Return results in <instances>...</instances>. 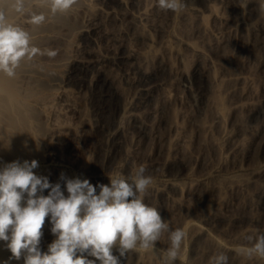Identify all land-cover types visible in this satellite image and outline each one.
<instances>
[{
    "label": "bare ground",
    "instance_id": "6f19581e",
    "mask_svg": "<svg viewBox=\"0 0 264 264\" xmlns=\"http://www.w3.org/2000/svg\"><path fill=\"white\" fill-rule=\"evenodd\" d=\"M112 1L113 0H77V3L70 10L63 13L58 12L56 14H52L49 7L42 3V0H25L26 12L24 14H19L11 7L14 0H0V9L4 10L7 21L9 23L17 24L28 31L31 38V44L39 48L41 52L44 53L43 55H37L31 61L26 59L22 60L19 67L15 70V75L12 77H8L7 75L0 73V166L16 159L22 161L30 159L25 155L28 153L27 155L31 156L29 155L30 152L27 151H32L33 147L36 145L34 142L36 138L34 137L33 130V127L37 128L36 125H33L35 118L37 119V117H35L36 113L41 115L40 118L45 119L47 122L46 132L44 133V130L41 132H43L42 134L45 136L47 142L45 154H48V157L57 155L54 153L56 150L54 149V146L56 147V145H62V147L66 146L69 151H72L75 147H82V149L85 146L87 147L92 140L91 131L93 128H91L89 120H87L80 104L81 96L83 95L81 93L83 86L84 84H88L92 86L91 88H93V86L106 83L104 77L105 74L103 76V73L112 67L114 68L115 63L118 64L119 61H128L133 63L134 60L138 58L139 51L141 50L139 48L142 47L141 45L139 47L137 45V41L141 40L140 38H142V40L145 39L146 41L148 40L152 42L154 46L157 45L156 48L158 49L160 47L162 52L170 50L169 48H171L173 43L172 41H178L183 45L185 50H187V54H189V52H191L193 56H203V54H206L205 48L203 49V47L199 46V43L198 45L193 44L190 41L191 35L187 36L189 34L188 31L191 30H187V28L190 27L187 19L190 20L191 15L196 18L194 16L196 13V16H200L198 14L200 12V8L185 6L182 11L176 12V19H178V23L176 26L177 29H174L173 25L175 18H173L174 16H170L169 12H171V10H160L157 6V0H118L115 3H112ZM207 1H214L213 3H218L217 5L224 3V0ZM117 2L119 3V6L115 5ZM245 2L249 9L252 8L254 4L258 3L257 0H246ZM213 3L209 4L212 5ZM211 5L209 7H211ZM226 5L228 4L226 3ZM240 6L241 4L238 7ZM210 9L211 10L209 11L213 17L212 19L224 22L222 26L218 25L217 28L212 27L215 29V32L212 33L211 31L214 41L211 42V44L209 43L210 47L209 45H207L208 48L206 47L208 50H213L211 54H213L215 50H221L220 52H222L228 46L230 47L232 42L230 40V35L233 33L232 31L234 28L236 30L237 39H239L238 42H240V38L242 39L243 37L245 41V33L249 31L247 30L244 32L246 29L244 28L245 25H242L244 23L242 22L244 19L243 15H240L238 18L231 21L232 19H225L228 15L225 17L220 15V8L217 12L212 10L214 7ZM29 11H34L38 14L43 13L46 17L45 21L40 25L31 24L29 22ZM189 12L194 13V15L190 13V18ZM194 25L195 24L193 23L192 26ZM193 31L191 33H196ZM197 32V34L202 37V35L199 34V29ZM152 33H154V36H152ZM234 34L235 32L233 35ZM72 35H75L76 37L78 36L77 41L79 40V42L73 44H76L75 48H73L74 46L72 45L71 48L69 47ZM209 35L210 33L208 31V36ZM251 35L250 37L252 38L254 34L253 36ZM258 36H254L255 41L259 39ZM148 41L146 44H148ZM259 43L260 42L257 41L254 42V47L256 46L261 48ZM234 45H237V41ZM250 45L253 44L250 43ZM241 46H243V44H241ZM254 47L252 46V48ZM172 49L174 50L173 47ZM49 51L55 52V55L49 56L47 54ZM256 51L254 52L256 53ZM216 52L218 53V51ZM179 53L180 55L182 54L181 52ZM257 54L258 53H256V55ZM158 57L157 59L160 67L162 66V61L164 60H159L160 57ZM149 58L151 59V57ZM216 58L213 59L215 60ZM255 61L257 62L256 66L258 68L257 73H259V70L260 72L262 71L259 73V78H262L260 75L264 73V61H262V58L259 57V55L255 58L254 62ZM250 63H252V61ZM136 64L138 65V63ZM155 65L156 67L158 66L157 64ZM248 68L247 72L250 74L252 70L250 71L251 68ZM257 68H255V70H257ZM131 69H134V67ZM219 69H221V67ZM76 70H81L80 72L83 71L84 75L81 73L83 77L81 76L82 78L80 77L75 80L76 82H73L72 80L75 78ZM245 70L246 68L244 71ZM52 71L54 74L57 73V76L53 79L52 77L54 76L51 75ZM237 71H240V69ZM220 73L223 75V72ZM220 73L218 75H220ZM240 73H237V75L232 73L234 76L231 75V77H228L229 75L227 74V78L224 79L219 77L222 80L221 86L223 93L226 94L228 98L227 103H229V106L226 104L228 106V112H223L221 109L220 111H217L218 113L214 117L211 116L213 121H210V125L212 126L215 122L220 123L221 117L223 119L228 115L226 118L228 119V124L226 125L234 126L235 130H223L222 128L221 134H219L220 138L216 142L217 144L219 143L220 147L222 146V148L219 146L217 147L222 150H220L222 153L219 151L220 156L216 159V161H212L211 164L204 162L205 158L203 159L200 154H197L196 156L194 155L196 153H194L191 154L194 158L192 160V162L194 161L193 165H195V167H199L196 171H193V166L192 168L188 167V169L184 168L186 170L180 176H170L168 174H164L166 173L165 171L164 173L158 172H163V170H158V168L163 162H165L164 160L174 159L172 156L173 153L174 156H176V153L179 157H181L180 154H182L183 149L187 147L186 142L188 141V145L195 140L198 142L200 137L196 136L197 138L191 141L194 138L190 137L192 136L191 133L194 130L192 128L194 127V122L193 119L189 117L188 113H186V109H184L185 100L180 94V89L173 86V98L178 102V104H180L178 113L180 114V118H182L181 120L180 118L178 119L181 121V124L179 123L181 126H179L177 122L175 126L177 125V128L181 127L184 129V135H178L176 133L177 135L175 134V136L172 137L171 132L173 131H169L170 135L168 133V137L171 136V138L166 140L169 142L170 139H173L170 141L172 143L170 150H167L169 151L168 154L171 153V150L174 152H172V155H166L168 157L171 155L172 158H167L166 156L165 158L167 159H162L163 162H159L161 164L157 165L158 161H156V159L158 160V158L156 157L161 152L160 146L162 142L161 136L158 135L155 128L160 127L161 125V113L164 106H162L159 101H163L165 97L164 95L160 96L161 93L157 91L161 83L155 82V84L152 83V85H149L147 83H141V81L139 85L135 82L132 83L134 85L132 93L128 94L124 103L117 107L116 118L114 119L111 127L107 129L108 131H106L104 136L106 144L111 148L113 147V151L120 149L122 152V149L125 150L126 154H124L123 160L121 161L120 157L122 156L118 155L120 160L114 166L108 165L103 168L100 167L99 169H94L92 167L89 168L86 166L87 164H85L87 161H85V158L87 159L89 157V154H87L85 150L84 151L87 154V157L83 152L82 157L78 155L75 157L74 155V157L72 158L71 156V159L69 160L75 166V169H78L81 179L87 178L92 180V182H102L106 185H110L108 175L113 177L121 175L128 177L134 174V170L138 166H144V164L145 166H147L146 164L150 165L145 175L152 176L153 183L149 186L147 195L144 196L145 204H148L154 196L156 199H159L158 201L163 203H168V201H170L172 204L170 207L173 211L175 208L179 207V209L185 211L184 216L180 214L183 217L179 215V218H181L180 220L177 218L179 222L172 226L173 230L180 228L186 233V237L182 243L181 256L180 259L176 261V264H209V258L215 253L221 251L228 254L229 264H264V259L258 257L249 259L245 255L241 254L240 251L242 248L248 246V241L246 239L248 235H255L257 232L264 233V121L261 123L259 122V124H256L255 126H251L248 131L245 129L244 133L247 132L246 136L248 135L245 138L242 137V128H237L235 126L237 125V122H235L237 111H240L243 108L240 98L248 97L249 95L252 96V93H254L252 90L255 88L253 85H256L253 84L255 81L252 80L254 73L253 75L250 74V77H252L251 79L247 76L246 71L245 74ZM262 75L264 77V74ZM219 78L217 80H219ZM262 80L260 81L262 82ZM73 83L76 85L77 90L75 91L73 88V93L66 92V87L64 88V86L69 84H72L73 86ZM107 84L109 86V82ZM259 84L261 85V83ZM243 85L245 86V89ZM163 92L164 91L162 89V93ZM57 96L61 99V103L58 107L53 108V103H50L52 105H48L49 102H52V100L56 99ZM239 101L242 106L239 104ZM247 106L249 105H246V107ZM189 118L192 120L191 122L188 121ZM226 125L224 124V126ZM190 126L193 129L192 131ZM219 126H221V124ZM188 127L191 131L190 134L188 133ZM174 128L176 129V127ZM130 129H132L133 133H135L134 135H132L133 133L131 134V132V135H129L128 132ZM207 129L212 130L209 128ZM195 134L196 133L194 132V136ZM150 136L154 137V143L151 142L153 145H151L153 151L151 148V152L148 149L144 151L143 147L145 146L146 148V143L149 141L147 139L152 138ZM155 138L158 139L155 140ZM38 141L37 143L39 144ZM213 141L215 142V140ZM170 142L168 143V147ZM34 149L36 150L35 147ZM142 150L144 152L149 151L147 154L144 153L145 158L142 157ZM25 152L27 153L25 154ZM197 152L199 153V151ZM78 154L80 155L79 152ZM163 156L161 155L159 161H162L161 158ZM191 156L190 158H192ZM141 157L145 159L144 161H148L145 163L142 161L143 159ZM32 158L34 159V157ZM35 160L39 161V158ZM149 161L150 164L148 163ZM203 163H205V165L208 163L209 165L206 168L201 169V166L204 165ZM126 166L130 167V169H126ZM156 166L158 168H155ZM61 174V167H57L51 170L45 169L42 174L39 175L47 176L50 182H60L62 185L64 182L60 180ZM96 182H94L95 184L93 185H96ZM174 187L179 188L181 191L180 195H182L180 197L183 198H174L175 196L171 194V190ZM170 202L168 205H170ZM158 203H155V205L159 207L158 210L160 215L162 219L165 220L168 218L166 216H168L169 213H167L168 211L166 212L163 208L164 205ZM153 204L154 203L152 202V205ZM191 204L194 206L193 211L191 210ZM240 206H244L245 210L246 208L247 210H251L252 215L249 218H243L236 211V209L238 210ZM196 208L199 210V214H196ZM169 212L172 213L170 210ZM182 213L184 214V212ZM175 217H177V214ZM177 219L175 218V220ZM172 221L173 220H171V224H173ZM163 244L161 246H163ZM157 245L158 242L156 243V248H158ZM164 245L165 246L158 249H165L169 247L170 242L167 241ZM135 251L140 255L139 257H141L140 263L146 264L147 259L145 258V255H148L147 253L150 252L139 248ZM115 253L116 250L114 248L113 254L115 255ZM10 256L11 253L5 248L4 242H0V264L7 261ZM157 259L160 262L159 264H161V260L158 257ZM14 262H10V264H14Z\"/></svg>",
    "mask_w": 264,
    "mask_h": 264
},
{
    "label": "rangeland",
    "instance_id": "374dc122",
    "mask_svg": "<svg viewBox=\"0 0 264 264\" xmlns=\"http://www.w3.org/2000/svg\"><path fill=\"white\" fill-rule=\"evenodd\" d=\"M116 1H118V0H113L112 3L113 2L115 3ZM226 1L224 0L225 4L222 3L221 4L222 6L219 4L221 6L220 7L219 5H217L218 3L217 4L213 3L214 1H210L209 2L207 0H183L184 4H186L185 6H194V7L200 8L199 11L201 12V14H200V12L198 13L200 16H198V15L196 16L197 13L194 15L193 12H189V18H190V15L193 14L197 19L192 17V15H191L190 20L187 19V21L190 24V25L187 24V25L190 26V27L187 28V30L191 29L190 31H188L189 34L187 33L188 34L187 36L191 35L190 41L193 44L198 45V43H199V46L203 47V49L205 48V53L206 54H203L204 57L203 56H197V55L193 56V54L191 52H189V54H187V50H185L183 45L180 42H178V41H172L173 42L172 43L173 46L171 45V48H169L170 50L168 49L169 51H163L162 52L160 47L158 49L156 48L157 45L154 46L152 42L147 40L148 44H149L148 45V44H146L147 41L145 39H143L144 40L143 41L142 38H140L141 40H138L137 41L138 43L137 42L136 43H137L138 47L140 45L142 47L139 48V49H141L140 50L141 52L139 51L138 58L135 59L137 61L134 60V62H133L135 65L133 63H131V62H128V61H126L127 63L119 61L118 64L115 63L114 68L112 67L111 69H108V71H105L103 73V76L105 74L104 77H105V80H106V83H103L104 85L103 84H99V85H97L98 87L97 86H93V88H91L92 86H90L88 84H84L83 89L81 91V93L83 95L81 96L80 104L82 106L83 112L85 113V115L87 117V120H89V124L91 125V128H93L92 131H91L92 140L87 145V147L85 146V147H83V149H82V147H75L74 148L75 150L72 149V151L71 150L69 151L66 146L62 147V145L61 146L60 145H56V147L54 146V149H56V150L54 151V149H53V151L57 155L48 157V154H45V152H46V143L47 142H46L45 136L42 134L43 132L44 133L46 132L47 122H46L45 119H43V118L41 119L40 118L41 115L36 113L35 117H37V119L35 118V120L33 122V125L37 126V128L33 127L34 137L36 138L34 140V142L36 144L34 147L36 148V150L33 147L32 151H27V152H30L29 155L34 157V159H38L39 158V161L37 160L38 163H39V167L34 170L35 173L37 175H39V174H42L43 170H45V169H50L51 170V169H54V168H57V167H61V172L64 175H66L68 178H76V177L80 178L78 169L77 168L75 169V166L69 160L71 159V156L73 158L74 155H75V157H77V155L82 157L83 156V152H84V155L86 157H87V154H89V157L87 159L85 158V161L86 160L88 161V162L86 161L85 164H87L86 166H88L89 168L92 167L94 169H99L100 167L103 168V167L108 166V165L114 166L120 160L118 155L122 156V157H120L121 161H122L123 157H124V154H126L125 150L122 149V152L124 151L123 153L121 152L120 149L113 151L114 148L113 147L111 148V147H109L106 144V139L104 138V136H105L106 131H108L107 129H109L111 127V125L114 122V119L116 118V114H117L116 111L118 109L117 107L121 106L124 103V101L127 99L128 94L132 93L133 86H134L132 83H134V82L138 83L137 85L140 84V81H141V83H147L149 85H152V83L155 84V82L156 83H161V85L158 87L157 91L159 93H161L160 96L164 95V97H165L163 99L164 102L162 100L159 101V103L162 106H164V108H162L163 111L161 113V115H162L161 125H160V127L155 128L156 131L158 132V135L161 136V142H162L161 146H160L161 152L158 154L159 157L158 156L156 157V158H158V160L156 159V161H158L157 165H159V164H161L163 162L164 158L167 156L166 154H168V152H169L168 150H170V147H171V144H172L170 141H172L173 138L169 140L170 144H169V147H168V143L169 142L166 139L171 138V136L168 137V133L170 135V132L173 131L174 135H173V132H171L172 133L171 134L172 137L175 136L176 133L178 135L179 134L180 135H184V132H183L184 129H182L181 127L177 128V125L175 126L176 122H177V124L179 126H181L180 125L181 121L178 120L180 118V116H179L180 114L178 113L179 112L178 108H180V106H179L180 104H178V102L175 101L174 98H173V90H172L173 86H176V87H178L180 89V91H181L180 94L182 95L183 99L185 100V108L184 109H186V113H188L189 117H191V119H193V122H194L193 126L195 128L192 127L194 130L190 126L191 131L193 130L192 133L189 130V127H188V131H189L188 133L189 134L191 133V135H192L190 137H192V138L194 137L191 141L196 139L197 138L196 136L200 137V139H198L199 140L198 142L195 140L197 143L195 141H193L192 142L193 144L189 143V145H188V143H187L188 141L186 142L187 145L186 144L185 145L187 147H185L183 149V151H182L183 155L180 154L181 157L182 156L184 157V158L182 157V159L176 153H175L176 156H174V153L172 155V152H174V151L171 150L170 151L171 153H169V154H171L174 159L169 160L167 158H172V157H171V155H170V157L167 156V158H165L167 160H164L165 162L167 161L166 163L163 162L159 166V168L156 166L155 168H158V170H161V171L163 170V172L158 171L159 173H164V171H165L166 173H164V174H168L170 176H180L181 174H183L185 172L186 169H184V168L188 169V167L192 168L193 166H194L192 168L193 171H196V169H199V167H197V166L195 167V165H193L194 161L192 162V160L194 158L191 156V154H194V153H196V154H194L196 156H197V154H200L203 159L205 158L204 162H208L210 164H211L212 161H216V159H218V157L220 156V152L222 151L220 149V148H222V146L220 147L219 143L217 144L216 142L220 138L219 134H221L222 128H223V130H235V127L231 126V125H229V126L226 125V124H228L227 123L228 119H226L228 115L225 118H223V119L221 117V122L220 123H216L215 122L212 126L210 125V123H211L210 121H213L212 117H214L218 113L217 111H220V109L223 112L224 111L228 112V110H227L228 106H229V103H227L228 98H227L226 94L223 93V89H222V86H221V82H222L221 79L222 78L223 79L227 78L226 76H228V75H229L228 77H231V75L234 76V74L237 75V73L239 74L241 71H243V72H241L242 74H245V71H246L247 76H249V77L251 75H253V73H254V75H253L254 77H253L252 80L255 81V82L253 81L254 82L253 84H256V85H253L255 87V88H253L254 90H252L254 92V93H252L253 97L251 95H249L250 97L248 96V97L240 98V101H242V104H243V108H242V110H240L241 112L237 111V114H236L237 117L235 116L237 118V119L235 118V122H237L236 123L237 125H235V126L237 128H242V130H243L242 137L243 138L247 137L248 136V135L246 136L247 132L244 133L245 129H246V131H248L251 126H255L256 124H259V122L261 123L262 121H264V85H263L264 84V80H262V79H264V77L262 75L264 73H262L260 75V77H262V78H259V73H261L262 71L260 72V70H259V73H257L258 72V68L256 66L257 62L256 61L254 62L255 58L258 55H259V57L262 58V61H264V58H263L264 57V22H262V21H264V17H263L264 16V14H263L264 12L260 11V7H259L260 1L259 0H257L258 3L254 4V6L252 8H250V9L246 6L247 5L246 2H245L246 0L245 1L244 0H226ZM209 3H213V4L211 5ZM226 3L228 5H226ZM238 4L239 5L241 4L242 7L241 6L238 7L239 6ZM115 5L119 6V3L117 2V4H115ZM210 5H211V7H209ZM213 7H214V9H212V10H214L216 12L220 8V10H221L220 12L221 13L223 12L222 14L219 12L220 15L224 16V17L228 15V17L227 18L225 17V19H232L231 21L235 20L240 15H243L244 19H243L242 22H244V23L242 25H245L244 28L246 29V30H244V32L248 30L250 33L249 32H247L249 34L245 33V41H244V37H243L242 38L243 40L240 38V42H238L239 39H237L236 30L234 28V30L232 32L233 33L235 32V34L233 35V33H232L231 34L232 36L230 35V40L232 41L231 44H230V47L228 46L222 52H220L221 50H215L214 53L211 54L213 50H210V49L208 50L207 49L208 48L207 45H209V47H210L211 42L214 41L213 40V36L211 34L213 32H215V29L212 28V27H216L217 28L218 25L222 26L223 23H224L221 20L215 21L214 19H212L213 17L210 14L211 12L209 10H211L210 8H213ZM223 8H225V9H223ZM241 8H242V10H241ZM243 9H244V11H243ZM237 10H238V12H237ZM241 11H243V12H241ZM169 14H170L171 17L174 16L173 18H175V21H174L173 28L177 29V27H176L177 23H178V21H177L178 19H176L177 18L176 17L177 13L176 12L173 13L171 11V12H169ZM193 23L195 24L194 26H192ZM195 29L197 31L199 29V34L202 35V37L197 34L198 32ZM193 30L196 33H191ZM208 31L210 33L209 36H208ZM211 31H212V33H211ZM255 33H257V34H255ZM153 34L154 33H152V36H154ZM253 34H254V36H256V35L258 36L259 35L258 36L259 39L256 40V41L260 42L259 44L261 45L260 46L261 48H258L256 46L254 47V42H256V41H255V37L253 36ZM250 35L253 36V37L251 38ZM194 36L195 37L197 36V37L195 38ZM192 37H193V39H192ZM204 37H205V39H204ZM77 38H78V36L76 37L75 35H72V38H70L71 40H70V44H69L70 48H71V45L74 46L73 48H75L76 44L75 45H73V44L76 43V42H79V40L77 41ZM196 39H198V40H196ZM247 39H250L251 41L252 40L253 41L251 42L250 40H247ZM234 41H235V43H234ZM236 41H237V45H236L237 47L234 45V44H236ZM248 41H250V42H248ZM203 42H205V43H203ZM241 42H243V43H241ZM239 43H240V45H239ZM250 43H252L253 45H250ZM241 44H243V46H241ZM255 44H257V43H255ZM252 46L254 48H252ZM172 47L174 48V50L172 49ZM256 50H258V51H256ZM206 51H208L210 53H208ZM216 51H218V53ZM254 51H256V53H258V54L256 55V53ZM171 52H173V53H171ZM179 52H181L182 54L180 55ZM254 53H255V55H254ZM157 55L158 56L160 55L159 56L160 58ZM177 55H178V58H177ZM148 56L151 57V59ZM156 56L159 58V60H161V59L164 60V61H162L163 64L160 67H159V62H158V59H157ZM246 56H248V57H246ZM212 57L216 58V59L214 60ZM155 59L157 60V62H156ZM165 61H166V63H165ZM251 61H252V63H250ZM135 62L138 63V65ZM253 62H254V64H253ZM155 64H157L158 66L156 67ZM124 65H126V66H124ZM251 65L253 66V68H252ZM132 66L134 67V69H131V68H133ZM219 66L221 67V69H219L220 68ZM243 67L246 68L245 71H244L245 68H243ZM247 68L248 69L251 68L250 71L251 70L253 71V72L251 71L252 73L250 72L251 75L248 74L249 72H247L248 71ZM255 68H257V70H255ZM155 69H157V70H155ZM238 69H240V71H237ZM218 70H219V72H218ZM80 71L81 70H76L75 78H74V80H72L73 82L76 79H79L82 75H84L83 71L82 72H80ZM235 71H237V72H235ZM220 72H223V75ZM229 72H230V74H229ZM77 73L80 76H78ZM81 73H83V74L81 75ZM219 73H220V75H218ZM232 73H234V74H232ZM56 74L57 73L54 74V72L52 71L51 75L54 76V77H52V76H50V77H52V79H53V78H55L57 76ZM218 78H219V80H217ZM251 78L252 77H250V79ZM260 80H262V82ZM171 81H172V83H171ZM108 82H109V86L107 84ZM257 82H258V84H257ZM259 83H261V85ZM258 85H259V87H258ZM89 86H90L91 89L89 88ZM131 86H132V89H131ZM65 87H66V92L73 93V90H75V91L77 90L76 85L74 83H73V86H72V84H69L67 86H64V88ZM69 88H71V89H69ZM259 88H260V90H259ZM162 89L164 91L163 93H162ZM244 89H245V86H244ZM75 91H74V94H75ZM60 100L61 99H59V97L57 96V98L53 99L52 102H49L48 105H52L50 103H53L52 107L56 108L61 103ZM240 101H239V104H240ZM249 101H250V103H249ZM226 104H228V106ZM242 104H240V105L242 106ZM245 104L249 105V106L246 107ZM230 107H231V105H230ZM250 107H251L252 111H251ZM247 108H249L250 110L247 109ZM248 113H250V114H248ZM212 114H214V115H212ZM233 115H234V113H233ZM181 119L182 118H180V120ZM191 119L189 118L188 121L191 122L192 121ZM225 119H226V121H225ZM189 123H188V125H189ZM220 124H221V126H219ZM224 124L226 126H224ZM173 126L176 127V129ZM210 126L213 127V128H211ZM207 128L212 129V130H208ZM229 128H231V129H229ZM178 129H179V131H178ZM41 131H43V132H41ZM36 132H37V134H36ZM130 132H131V134L133 133L132 129L129 130V132H128L129 135H131ZM194 132L196 133L195 136H194ZM134 134L135 133H133L132 135H134ZM164 134L167 136V138H166V136ZM189 134H188V136H189ZM150 137H152V136H150ZM157 139L158 138H155V140H157ZM147 140H149V141L146 144L148 145V143H149V145L148 146L146 145V148H145V146L143 147L144 151H146L147 149L150 150V148L153 151V148L151 147V145H152V143H154L153 142L154 141V137L149 138ZM163 140H165L167 142V144ZM213 140H215V142ZM37 141L39 142V144L37 143ZM155 143H156V141H155ZM218 146L220 148H217ZM108 147L110 148V150H109ZM80 148L82 149V151H81ZM76 149L80 150V151H77ZM111 149H112L113 152L111 151ZM192 149L196 150V151H193ZM84 150L86 151L87 154L85 153ZM144 151L142 150V152H143L142 155L143 156L142 155L141 156L145 158L144 153L147 154L149 151L148 152H144ZM197 151H199V153ZM27 152H25V154ZM78 152L80 153V155L78 154ZM150 152H151V150H150ZM109 153H110V155H109ZM27 154L25 156L30 158L29 161L33 160V158L31 156H28ZM161 155L162 156L164 155L161 158V160L162 159L163 160L159 161L160 160L159 158L161 157ZM114 156H116V157H114ZM190 156L192 158H190ZM144 158H142L143 159L142 161L145 160ZM16 160H19V159H16ZM67 160H68V162H67ZM20 161H22V160H20ZM147 161L148 160H146L144 162L146 163ZM112 162H114V163H112ZM159 162H161V163H159ZM188 162H191V163H188ZM148 163L150 164V161ZM208 163H206V165H205V163H203L204 165L201 166L202 167L201 169L206 168L209 165ZM146 165L147 166H145V164H144V166L146 168V171H148V167L150 165H148V164H146ZM127 168L130 169V167L126 166V169ZM160 168H162V169H160ZM89 181L92 182V180H89ZM94 182H96V181H93L92 184H95ZM50 183L54 184L55 182H50ZM97 184H100V182H96V185ZM63 186H64V184H62V189H63ZM97 190H98L97 191V194H98L99 193V189L97 188ZM48 191L49 190H45L43 194L47 195ZM171 192H172L171 194H173L175 196L174 198L182 196V195H180L181 191L177 187H174L171 190ZM65 195H66V192H65ZM180 198H183V197H180ZM177 199H179V198H177ZM158 200H159L158 198L156 199V197L153 196L152 199L148 202V205H152V202L154 203L152 206L153 207L156 206V208H159V207L157 205H155V203L157 204L159 202V203H161V205H164L163 208L166 210V212L168 211L167 213L170 214V215L168 214V216H166V217H168L166 219L167 220L170 219L169 223H170V227L172 228V226H174V224L176 225L179 222V220L181 219V218H179V215L180 214H182L183 216L185 215V211L182 210V209H179L180 207L179 208H175V210L176 209H178V210H176V211L174 210L173 211V210H171V207H170V206H172L170 201H168V203H166V202L163 203V202L158 201ZM169 202H170V205H168ZM144 203H145V200H144ZM166 204H167V206L169 208L166 206ZM192 205L193 204H191V206ZM169 210L172 211V213L174 212L175 214L174 213L172 214L171 212H169ZM191 210L192 211L194 210V206L191 207ZM177 211L179 212V214H178ZM180 211H181V213H180ZM236 211L243 218H249L252 215V211L249 210V209L247 210V208L245 210L244 206H240L238 208V210L236 209ZM182 212H184V214ZM195 212H196V214L200 213L199 210H197V208L195 209ZM171 214H172V217H174V218L171 217ZM176 214H177V217H175ZM173 215H175V216H173ZM182 215H180V216L183 217ZM175 218L176 219L178 218L179 220L178 219L175 220ZM171 220H173L172 221L173 224H171ZM50 229H51V224L49 222V219L46 218L45 225H44V227L42 229L43 236L41 238V244H40L41 250L43 252L47 251V248H48L47 246L49 245L48 243H50L51 240L53 241L55 239V237L52 235ZM161 240L158 241V245H157L158 248H162L163 246H165L164 244L167 241H169V240H167V233H165L161 237ZM162 244H163V246H161ZM149 252L150 253H147L148 255H145L146 256L145 258L147 259V263L146 264H159L160 262L157 259V257L154 256L151 251H149ZM115 255L118 256L119 253L116 251ZM139 256L140 255L135 250L130 251L126 259L125 258L121 259V264H142V263H140L141 257H139ZM14 261L12 260L11 262H14V264H23V259H21L20 261H16V260H14Z\"/></svg>",
    "mask_w": 264,
    "mask_h": 264
},
{
    "label": "clouds",
    "instance_id": "9594fccd",
    "mask_svg": "<svg viewBox=\"0 0 264 264\" xmlns=\"http://www.w3.org/2000/svg\"><path fill=\"white\" fill-rule=\"evenodd\" d=\"M42 3L56 14L70 10L77 0ZM157 6L180 12L185 4L183 0H157ZM11 7L16 13L26 12L25 0H14ZM259 7L264 12V0ZM28 15L33 25L46 19L43 13L29 11ZM43 54L31 44L29 32L9 23L0 9V73L12 77L22 60L31 61ZM47 54L54 56L55 52ZM38 167L35 159L0 166V242L11 253L3 264L21 259L23 264H121V259L137 248L151 251L161 264H176L180 259L186 233L180 228L173 230L158 208L144 203L153 178L145 175L143 165L128 177L108 175L110 185H93L87 178H68L62 173L63 189L60 182L53 184L47 176L37 175L34 170ZM45 190H49L47 195ZM46 218L55 239L43 252L40 244ZM165 233L169 247L156 248ZM246 239L248 246L240 250L241 254L264 259V233ZM114 248L118 256L113 254ZM209 264H229V256L223 251L215 253Z\"/></svg>",
    "mask_w": 264,
    "mask_h": 264
}]
</instances>
